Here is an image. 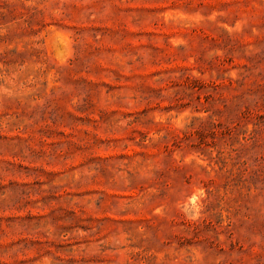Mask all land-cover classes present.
<instances>
[{
  "label": "rangeland",
  "instance_id": "obj_1",
  "mask_svg": "<svg viewBox=\"0 0 264 264\" xmlns=\"http://www.w3.org/2000/svg\"><path fill=\"white\" fill-rule=\"evenodd\" d=\"M0 264H264V0H0Z\"/></svg>",
  "mask_w": 264,
  "mask_h": 264
}]
</instances>
